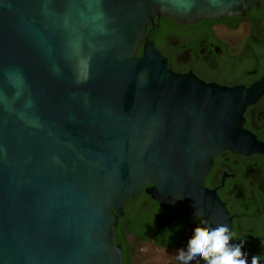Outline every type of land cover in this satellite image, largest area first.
<instances>
[{"label": "water", "instance_id": "water-1", "mask_svg": "<svg viewBox=\"0 0 264 264\" xmlns=\"http://www.w3.org/2000/svg\"><path fill=\"white\" fill-rule=\"evenodd\" d=\"M261 1L0 0V264H123L115 228L142 191L232 229L205 178L222 151L264 154L243 128L259 94L176 74L147 32Z\"/></svg>", "mask_w": 264, "mask_h": 264}, {"label": "flooded vegetation", "instance_id": "flooded-vegetation-1", "mask_svg": "<svg viewBox=\"0 0 264 264\" xmlns=\"http://www.w3.org/2000/svg\"><path fill=\"white\" fill-rule=\"evenodd\" d=\"M147 36L176 74L259 94L243 114V128L264 145V0L243 16L186 24L161 16L148 27ZM205 185L216 191L228 210L233 243L246 239L242 251L248 253L249 262L257 255L264 264V154L220 152L214 157ZM169 207H173L175 218L158 239L133 234L128 225L122 227V235L116 239L123 248V264H152L147 258L151 246L175 251L165 264H177V250L186 246L193 229L209 227L202 216L188 217L180 203Z\"/></svg>", "mask_w": 264, "mask_h": 264}, {"label": "clouds", "instance_id": "clouds-1", "mask_svg": "<svg viewBox=\"0 0 264 264\" xmlns=\"http://www.w3.org/2000/svg\"><path fill=\"white\" fill-rule=\"evenodd\" d=\"M234 235L227 224L197 226L175 260L177 264H249L248 253L242 251L246 239L233 243ZM250 264H261V257L252 255Z\"/></svg>", "mask_w": 264, "mask_h": 264}, {"label": "trees", "instance_id": "trees-1", "mask_svg": "<svg viewBox=\"0 0 264 264\" xmlns=\"http://www.w3.org/2000/svg\"><path fill=\"white\" fill-rule=\"evenodd\" d=\"M141 48L137 55L141 56ZM173 207H162L156 203L145 191H142L135 199L129 201L124 209V216L119 218L118 226L115 228L117 236L122 235V227L128 225L133 234L150 235L158 239L174 219ZM115 243H119L115 239Z\"/></svg>", "mask_w": 264, "mask_h": 264}]
</instances>
